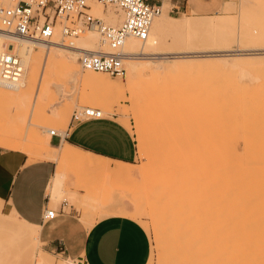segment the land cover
Listing matches in <instances>:
<instances>
[{"label": "rangeland", "instance_id": "1", "mask_svg": "<svg viewBox=\"0 0 264 264\" xmlns=\"http://www.w3.org/2000/svg\"><path fill=\"white\" fill-rule=\"evenodd\" d=\"M92 2L89 3L90 6L92 4V12L95 15L108 24L118 23L113 5L102 7L100 3ZM213 3L214 6L207 14H202L213 17L201 18L190 16L194 14L193 11L184 14L170 12V3L166 1L162 3L161 15L155 17L152 23L149 36L157 41L160 51L164 54L154 56L158 59L152 58L149 61H163L159 60L161 56L178 57L167 61L169 64L176 63L180 71L155 69L156 64H147L130 75L123 63L125 73L121 76L92 72L102 75L104 83L111 84L114 88H122L123 92H116L84 83L82 78L90 71L79 67L77 56H74L73 67L78 71L79 80L73 81L61 74L55 61L46 59L45 53H38L33 55L32 65L24 72V75L27 72L25 81L29 78V71L34 72L28 89H23L14 101L0 98V143L3 140L10 141L12 147L17 149H24L26 144L49 137L50 129L63 132L71 112L82 106L98 108L105 117H117L119 122L128 128L135 149L133 164H128L129 175H122L124 178L114 175L120 167L119 163L108 162L107 168L100 170L95 166L80 163L59 164L57 160L56 174L63 175L64 182L62 193L56 201L51 200L50 206L65 199L73 206L74 217L78 218L80 215V220L85 223L87 217H81L80 206H87V202L90 204L92 215L90 219L88 217L87 223H94L107 215L126 216L135 220L148 235L149 255L146 264H158L161 262L159 256L164 258L163 264L166 261L173 264L172 255L174 264H182L183 261V264H189L191 257L184 245L188 243L186 245L189 247L192 243L191 237L186 235L194 234L191 232L196 230V222L193 220L192 224L189 221L192 222L191 218L196 215H199L200 219L195 218L198 223L201 222L198 225L205 233H201L200 226L197 228L199 233L198 230L195 231V235H202H199L197 240L203 237L202 241L205 242L203 249L202 243L196 240L199 244V247L195 244L199 259L209 261L217 257V254H212L214 250L211 247L215 249L213 241L217 238L213 234L211 238L215 239L210 238L211 229L208 227L211 224L208 221L211 214L209 216L206 208L211 205L207 202H210L212 197L214 199L218 193L212 196L209 194L210 199L205 198L204 195L207 196L209 191L220 193L222 206L264 208V0H217ZM55 32L61 37L58 28ZM86 33L93 34L97 49V34ZM78 36L71 40L77 39ZM2 46L0 50H7L18 57L11 46L4 49ZM51 51V55L56 57L57 51ZM54 83L62 84L66 97L56 106V117L53 118L54 115L49 116L45 108L55 98L51 89ZM45 86L51 90L42 92ZM7 112L12 116L10 120L7 118ZM207 118L211 121L206 120ZM0 149L10 148L0 145ZM30 156L33 158L31 161L39 158L34 153ZM223 190H226L225 195ZM196 206L199 212L195 211ZM188 207L196 213L194 214L192 209L188 210ZM64 210L69 211L67 207ZM151 211L161 216L159 215L158 219L153 218L154 213ZM2 212L8 215L5 211ZM2 212L0 208V264H50L49 261H52L51 264H71L63 259L67 256L58 248L52 249L45 244L39 246L19 235L13 227L4 222ZM176 212L178 216H185L186 213L188 216L181 218ZM167 216H170V222H165L168 221ZM216 217L219 219V216ZM178 219L181 220L180 223ZM185 222L192 224V231L191 226L188 227L190 234L185 229L189 226ZM167 225L170 228H167ZM14 227L28 231L23 225L14 224ZM173 228L177 230L173 232ZM174 233L180 235L184 241L178 243V237L177 241L175 237L171 239L169 236H175ZM180 233H186V239ZM206 239L210 240L209 244ZM168 240L171 241L173 250L168 249L170 245L166 246ZM178 244L179 246H176ZM41 248L50 253L51 258H43L40 255ZM205 249L212 255H202V252L207 253ZM215 252L217 253L216 249ZM213 255L214 257H211ZM185 257L190 259L187 261ZM72 260L75 264H81L75 259Z\"/></svg>", "mask_w": 264, "mask_h": 264}, {"label": "crops", "instance_id": "2", "mask_svg": "<svg viewBox=\"0 0 264 264\" xmlns=\"http://www.w3.org/2000/svg\"><path fill=\"white\" fill-rule=\"evenodd\" d=\"M146 1L161 6L168 1L171 7L178 9L174 13L193 11L190 16L207 18L213 16L202 14H207L217 0ZM168 10L172 12L170 8ZM48 145L58 151L71 147L112 163L128 165L135 159L133 137L128 128L113 116L68 122L62 135L49 136ZM28 157L21 151L0 149L1 212L37 227L39 244L58 248L67 256L63 259L73 264L72 259L81 264H146L149 239L138 222L126 216L107 215L87 227L80 215L74 217V208L65 199L50 206L52 196L48 188L56 175L58 162L47 159L31 161ZM47 207L56 211V216L49 220L42 217ZM66 207L68 212L64 210ZM41 251L51 256L42 248Z\"/></svg>", "mask_w": 264, "mask_h": 264}, {"label": "bare ground", "instance_id": "3", "mask_svg": "<svg viewBox=\"0 0 264 264\" xmlns=\"http://www.w3.org/2000/svg\"><path fill=\"white\" fill-rule=\"evenodd\" d=\"M96 2L95 0H93L92 3ZM97 4H99L98 2H96ZM93 10L92 8V4H91V11ZM93 13V12H92ZM94 14V13H93ZM95 15V14H94ZM161 15V13L159 14V16ZM158 16V17H159ZM155 18H153L152 22H151V25H150V28H149V31H148V35L146 37V39L144 40H137L133 37H127L124 41V44L122 46V51L125 53L124 55V58L122 60V64L124 63L129 71V74L136 72L138 70H140V68L144 67L145 65L148 64L149 65H152L154 66L155 69H161V70H166V71H175V70H178L180 71V67H178L176 65V63H172V64H169V62L167 60H171V59H174V58H178V57H171V56H167V57H163L161 56L159 58V60H163V61H159L157 63L155 62H152V61H149V60H152V58H156L154 56H158L159 55H162L164 53H162L158 47V44H157V41H155L151 35L149 36V33H150V29H151V26H152V23L154 21ZM57 29V27L55 28L54 30V33H53V36L50 38V42H38L37 41H34L33 39H29V38H26L27 40H21L19 38H17L16 36H14L13 34L10 35L9 33L7 32H4L0 29V46L3 45V49L4 47H9L11 46V48L13 49V52H15L16 54H18V57L20 58V64L22 65L23 67V72L21 74V76L19 77V79L15 80V81H12V82H6L4 80H2L0 78V98H6L10 101H14L15 98H18L19 94L22 93V90L23 89H28V84L33 80L34 78V72H30L29 71V78L26 79L27 81H25V78L24 76V72L25 70L28 69V67L30 65H32V58H34V54H38V53H41V54H46V59L48 60H51V61H55V63L57 64V67L60 71L61 74H63L64 76L68 77L69 79L73 80V81H78L79 80V77L78 76V71L75 70V68L73 67V62H75V57L74 56H77L78 55V52H80L81 50H85V51H95L96 50V39L94 38L93 34H90V33H81L79 34L78 38L77 39H62L61 37H59L58 33L55 32ZM90 32V31H88ZM94 33V32H92ZM76 36V37H77ZM23 38V37H22ZM74 38V37H73ZM139 41V42H138ZM142 42V43H141ZM10 43L12 45H10ZM1 47V48H2ZM51 50H56L57 51V55L56 57H53L51 54H52V51ZM125 50V51H124ZM7 51V50H5ZM9 52V51H7ZM11 53V52H10ZM14 54V53H13ZM153 56V57H151ZM216 56V55H214ZM158 59V58H156ZM144 61H148L147 63H144ZM165 61V62H164ZM124 67V65H123ZM31 69V68H30ZM87 71H90V70H87ZM143 71V70H142ZM94 71H90L85 77L82 78V81L88 85H94V86H102L106 89H109V90H116V92H119V91H122V88H114V86H112L111 84H108V83H104L103 81V76L100 75V74H97V73H92ZM100 73H105V72H100ZM124 73H125V70H124ZM123 73V75H124ZM107 74V73H106ZM128 74V75H129ZM131 75V74H130ZM27 78V75L25 76ZM130 78V77H129ZM81 79V78H80ZM48 86H45L43 89H42V92H48V90H53L54 94H55V98L53 99V101L51 103H49L46 108H45V112L49 115V116H53L56 117L55 115V108L56 106L63 101V98L66 97L65 93L62 89V84H58V83H54L52 84V88L51 89H47ZM47 90V91H46ZM18 91V92H16ZM123 92V91H122ZM183 102V101H182ZM189 103V102H188ZM184 104V103H183ZM216 105V104H214ZM39 107V105H37ZM182 106V105H181ZM189 106V105H188ZM36 107V106H35ZM202 111V110H201ZM8 113V119L12 118L10 112H7ZM6 113V114H7ZM198 113V112H197ZM201 114V113H200ZM204 116V114H203ZM206 118V117H205ZM211 118V117H210ZM9 119V120H10ZM209 118H207L206 120H208ZM212 119V118H211ZM211 119H209V121H211ZM208 122V121H207ZM220 123V122H219ZM216 127V126H215ZM223 128V127H222ZM226 128V127H225ZM206 129V128H205ZM210 129V128H209ZM212 129V127H211ZM197 131V130H196ZM206 132V131H205ZM60 135H62L63 132H58ZM233 136V135H232ZM202 137V136H201ZM13 138V137H12ZM8 139V138H7ZM11 139V138H9ZM194 139V138H193ZM13 141V140H12ZM12 142L10 141H1L0 145L1 146H7L10 148V150H16V151H21V152H24L26 153L27 152V155H29V158L30 160L33 159L32 156H30L31 154H37L39 158L35 159V160H41V159H47V160H52V161H57L59 160V164L61 163H64V162H69V163H80L82 165H90V166H95L96 168L102 170L105 168H107L106 166V163H108L106 160H103V159H100V158H96V157H93L91 155H88V154H83L79 151H77L76 149L74 148H71V147H67L66 149H64L63 151H61L60 153H58L57 149L55 150H52L49 148V137H46L44 139H41V140H38L34 143H29V144H26L24 147V149H17V148H14L12 147ZM232 143V142H231ZM11 144V145H10ZM226 145V144H225ZM235 145V144H234ZM226 147V146H225ZM231 147V146H230ZM212 149V148H211ZM231 149V148H229ZM228 149V150H229ZM234 149V148H233ZM186 150V149H185ZM231 151V150H230ZM229 151V152H230ZM228 152V151H227ZM194 153V152H193ZM207 153V152H206ZM209 153V152H208ZM236 153V152H235ZM207 155V154H206ZM235 155V154H234ZM231 156V155H230ZM236 156V155H235ZM229 157V156H228ZM184 158V157H183ZM217 159V157H216ZM226 159V158H225ZM237 159V158H236ZM231 160V159H230ZM242 160V159H241ZM253 160V159H252ZM229 161V159H228ZM234 161V160H232ZM246 161V160H245ZM234 163V162H233ZM244 163V162H243ZM79 164V165H80ZM209 164V163H208ZM254 164V163H253ZM81 165V166H82ZM239 165V164H237ZM247 165V163H246ZM119 169L114 173V175H129V169H128V166L130 165H126V164H119ZM224 166V165H223ZM61 167V166H60ZM251 167V166H250ZM93 168V167H92ZM210 168V167H209ZM213 168V167H212ZM242 168V166H241ZM62 170V169H61ZM205 170V169H204ZM199 174H197L198 176ZM120 176V177H121ZM116 177V176H115ZM123 177V176H122ZM184 177V176H183ZM200 177V176H199ZM209 177V175H208ZM124 178V177H123ZM122 178V179H123ZM185 178V177H184ZM204 178V177H203ZM259 179V178H258ZM188 180V179H187ZM201 180V179H200ZM207 180V179H206ZM209 180V179H208ZM205 181V180H204ZM247 181V180H246ZM63 175H55L51 181V184L48 188V193H51V196H52V200H55L56 201V198L59 196V194L62 193V186H63ZM169 182V181H168ZM222 186H224V181L222 182ZM236 183V182H235ZM250 183V182H249ZM155 185V184H154ZM200 185V184H199ZM207 185V184H206ZM257 185V184H256ZM86 186V185H85ZM230 188V187H229ZM87 189V188H86ZM223 189V187H222ZM263 189V188H262ZM186 190V189H185ZM213 190V189H212ZM209 191V190H208ZM226 191V190H225ZM224 190L222 191V193L225 195V192ZM86 192V191H85ZM185 192V191H184ZM201 192V191H200ZM211 191H209L208 195H204V197L206 198H209V194L210 196H212V194L214 195V193H218L216 194V197H213L210 199V202H207L208 204H211L209 205L207 208H206V212L209 213V216L211 214V217H209V221L208 223L210 222L211 225L207 224V226L209 225L208 228L211 229V234L215 235V238H217V240L215 238H211L213 237V235L210 236L211 239H215L213 241V243L215 244L214 248L216 249L217 253L215 251V249H213V246L211 247L212 250V254H217V257H214L211 256V257H214L213 259L209 260V261H206V260H202L200 261V256L198 255L199 254V251L197 250L198 248H196V245L197 242V238L202 236L201 234H196L198 236L195 235V233H199V230L201 231V233H203V229H201L202 227L198 224L199 221H197V219H200L198 216L199 215H196L195 217H197V219L194 217L191 218L192 219V222L189 221L190 218L187 217V219H189V223H193V220H195L194 222L196 227L199 228L200 226V229L198 230L197 228H194L196 229L195 231L191 232V233H194L192 236L189 235L186 237L190 238L191 237V245L189 247H187L186 244L188 243H185L184 244H181L182 246L184 245V248H186L189 252V256L191 257V262L188 261V257H185L188 261L189 264H264V208L259 206V207H247V206H225L223 207L221 205V202H222V199L220 198V193L219 192H214L213 193H210ZM177 193V191H176ZM180 193V191H179ZM183 193V192H182ZM221 194V196L223 195ZM235 194V193H234ZM241 194V193H240ZM203 195V194H202ZM251 195V194H250ZM157 196V195H156ZM185 196V195H184ZM228 196V195H227ZM242 196V195H241ZM225 197V196H224ZM231 198V197H230ZM251 199V198H250ZM161 200V199H160ZM205 200V199H204ZM238 200V198H237ZM264 200V199H263ZM78 201V200H77ZM197 201V200H196ZM195 201V202H196ZM199 201V200H198ZM241 201V200H240ZM91 202V201H90ZM154 202V201H153ZM258 202V201H257ZM83 203V202H82ZM178 204V202H175ZM182 203V202H181ZM252 203V201H251ZM80 204V203H79ZM183 204V203H182ZM203 204V203H202ZM201 204V206H202ZM218 204V205H216ZM241 204V203H240ZM1 205V204H0ZM186 205V204H185ZM200 205V204H199ZM159 206V205H158ZM168 206V205H167ZM176 206V205H175ZM194 206V205H193ZM81 217L84 216V219L87 217H89L90 219V216L92 217L91 213H90V204H88L87 202V206H83L81 205ZM181 207V205H180ZM192 207V206H190ZM192 209V208H190ZM197 208H195V211H198V206H196ZM204 207H205V204H204ZM1 208V207H0ZM127 208V207H126ZM131 208V207H130ZM159 208V207H158ZM172 208V207H171ZM183 208V207H181ZM129 209V207H128ZM134 209V208H133ZM165 209V208H164ZM169 209V207L167 208ZM135 210H137L135 208ZM148 210V209H147ZM184 210V208H183ZM187 210V211H188ZM131 211V210H130ZM141 211V210H139ZM146 211V210H145ZM167 211V210H166ZM186 211V210H185ZM191 211H194V209H192ZM194 211V214L196 213ZM135 212V211H133ZM143 212V211H142ZM152 212V211H151ZM150 212V213H151ZM149 213V211H148ZM154 213V216L153 218H157L160 217L161 215L159 213H156L157 215H155V212H152ZM177 213V212H176ZM181 213V212H180ZM192 213V212H191ZM203 213V212H201ZM175 213H173L172 216H174ZM204 214V213H203ZM135 215V214H134ZM160 215V216H159ZM190 215V214H189ZM150 217H152V215L149 214ZM157 216V217H156ZM177 216H178V213H177ZM175 215V217H177ZM185 216H188L187 213ZM182 215V217H185ZM202 216V215H200ZM216 216H219V219L216 217ZM2 217H3V220L6 224L10 225L11 227H13L15 229V231L21 235L22 237H26L28 240H31L33 241L34 243L36 244H39L38 242V239H37V227L35 226H31L29 224H27L26 222H24L23 220H21L20 218L16 217V218H13L14 221H11L12 219L3 214L2 213ZM168 217V216H167ZM174 217V218H175ZM178 217H181V215H179ZM177 217V218H178ZM181 217V218H182ZM191 217V216H190ZM203 217V216H202ZM204 217H205V214H204ZM203 217V218H204ZM83 218V217H82ZM164 217H162L163 219ZM173 218V217H172ZM176 218V219H177ZM87 219H86V223L84 221H82L85 226L87 227H90L93 223L92 222H89L87 223ZM88 219V221H89ZM170 216L168 217V221L165 220V222H170ZM202 219V218H201ZM216 219H218V221H216ZM179 220V219H178ZM184 220V219H182ZM205 220V219H204ZM207 220H208V217H207ZM163 221V220H162ZM181 220H179V223H180ZM187 221V220H186ZM157 222V220H156ZM183 223V222H182ZM189 223H186L185 224H188ZM218 223V224H217ZM14 224H19V225H23L25 227L28 228V231H24L20 228H15L14 227ZM168 224V223H166ZM184 224V223H183ZM181 224V225H183ZM192 224H190L189 226H187V228L185 229H190L188 227L191 226V231H192ZM158 225H159V222H158ZM170 226H172L171 224H169ZM176 225V224H175ZM173 225V227L175 226ZM178 225V224H177ZM198 225V226H197ZM203 225V224H202ZM170 226L167 225V228H170ZM180 226V225H179ZM164 227V226H163ZM176 227V226H175ZM174 227V228H175ZM181 227V226H180ZM174 228L172 229L173 232H175V229ZM178 228V227H177ZM184 228V227H182ZM182 228H179V229H182ZM161 231V227L159 228ZM206 224H205V230H206ZM159 231V230H158ZM180 231V230H179ZM189 231V230H188ZM157 232V231H155ZM184 232L187 233L186 230H184ZM205 232V231H204ZM154 233V232H153ZM159 233V232H158ZM160 233H163V232H160ZM172 233V232H171ZM179 233V232H178ZM185 233V234H186ZM190 234V231L188 232ZM206 233L208 234L209 231ZM167 236L169 235L168 233H166ZM173 234V233H172ZM169 236L171 237H175V240H176V237L177 240L180 238V241L176 240L178 243L181 242V241H184L183 239H181V236L180 235H176L177 233H174L175 236ZM182 234V233H180ZM185 234L183 233L182 235H184L185 237ZM205 233H203L204 235ZM164 236V234H162ZM218 236V237H217ZM183 237V238H184ZM185 237V239H186ZM205 237L207 238V236L205 235ZM209 237V235H208ZM164 238V237H163ZM187 238V239H188ZM203 237L198 239V243H202L203 245V249H204V241H202ZM209 239V238H208ZM175 240H172V242H174ZM190 241V239H188ZM188 240H186L187 242H189ZM199 240L201 242H199ZM169 241V240H168ZM206 242L208 241V244L210 243V240H205ZM165 242V241H163ZM167 242V241H166ZM170 242V243H169ZM167 242V245H170L168 246V249L170 250L172 244H171V241ZM162 244V242H161ZM166 244V243H164ZM190 244V243H189ZM207 244V243H206ZM213 244V245H214ZM40 245V244H39ZM199 247V244H197ZM201 245V244H200ZM211 245V244H210ZM210 245L208 247H210ZM158 246V245H157ZM176 246H179L176 245ZM182 246H180L182 249ZM217 246H219L217 248ZM164 248V246H162ZM200 247V248H201ZM160 248V247H159ZM172 249V248H171ZM209 248H207L208 250ZM219 249V250H217ZM158 250V249H157ZM161 250V249H159ZM165 250V248H164ZM173 250V249H172ZM202 250V249H200ZM167 251V250H165ZM177 251V250H176ZM204 251V250H202ZM206 251V249H205ZM209 251V250H208ZM220 251V252H219ZM180 252V251H179ZM178 252V253H179ZM207 252V251H206ZM163 253V252H161ZM166 254V252H164ZM175 253V252H174ZM210 252H207V253H204L202 252L201 254L204 255V254H208L209 255ZM211 254V253H210ZM211 254V255H212ZM40 255L45 258V259H49L51 258L50 255L46 254V253H43L42 251L40 252ZM161 255V254H159ZM164 256V254H162ZM167 255V254H166ZM165 255V256H166ZM176 255V254H175ZM173 256H171L172 258V261L175 263L174 259H173ZM216 256V255H215ZM168 257V256H167ZM178 257V256H177ZM41 258V257H39ZM157 258H158V255H157ZM159 258L161 259V257L159 256ZM166 258V257H165ZM44 259V260H45ZM159 259V262L158 264H163L164 258H162L161 260ZM167 259V258H166ZM165 259V261H166ZM42 260V259H41ZM170 260V259H169ZM40 260H38L39 262ZM163 261V262H162ZM182 261H183V258H182ZM47 261L45 260V263ZM50 264L52 261H49ZM59 263V262H58ZM166 264H168L169 262H165ZM164 263V264H165ZM173 263V264H174ZM177 263V262H176ZM184 263V261H183ZM182 263V264H183ZM41 264V263H40ZM49 264V263H47ZM60 264V263H59ZM71 264H73L71 262ZM172 264V262H171ZM177 264H180V263H177Z\"/></svg>", "mask_w": 264, "mask_h": 264}, {"label": "built area", "instance_id": "4", "mask_svg": "<svg viewBox=\"0 0 264 264\" xmlns=\"http://www.w3.org/2000/svg\"><path fill=\"white\" fill-rule=\"evenodd\" d=\"M93 0H0V29L18 37L41 42H50L57 27L62 39H71L83 32H94L98 36L95 51L81 50L77 63L82 70L105 72L113 76L124 73L122 46L127 37L144 40L153 18L161 13V5L146 0H95L102 7L113 5L118 23L111 25L100 16L94 15L89 2ZM177 12L174 6L169 7ZM23 67L19 58L0 50V78L12 82L21 76ZM103 117L95 107L82 106L71 112L69 122H82ZM49 136H59L50 129ZM56 216L53 208L42 212L43 219Z\"/></svg>", "mask_w": 264, "mask_h": 264}]
</instances>
